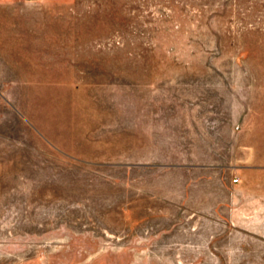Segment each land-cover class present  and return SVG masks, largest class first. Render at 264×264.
<instances>
[{"label":"rangeland","instance_id":"rangeland-1","mask_svg":"<svg viewBox=\"0 0 264 264\" xmlns=\"http://www.w3.org/2000/svg\"><path fill=\"white\" fill-rule=\"evenodd\" d=\"M257 170L264 0H0V264H264Z\"/></svg>","mask_w":264,"mask_h":264},{"label":"crops","instance_id":"crops-1","mask_svg":"<svg viewBox=\"0 0 264 264\" xmlns=\"http://www.w3.org/2000/svg\"><path fill=\"white\" fill-rule=\"evenodd\" d=\"M19 1H21V2H36V1H41V0H19ZM256 170H250V173H252V172H255ZM258 172H256L257 174H256V179L258 180V179H260V177H264V170H257ZM237 178H238V182L236 183V184H233L232 182H231V184H228L227 185V191L229 192L230 190H233V193H229L230 194V196H231V199L233 200V202L235 203V202H238L240 199L239 198H237V197H239V193H238V190L239 191H242V181L244 180V179H246V176H245V174L243 175V174H237ZM256 182V181H255ZM245 195V193H242V195ZM235 195H237V197L235 196ZM247 195V194H246ZM250 199V198H249ZM252 202H260L259 200H256V198H253L252 199Z\"/></svg>","mask_w":264,"mask_h":264},{"label":"built area","instance_id":"built-area-1","mask_svg":"<svg viewBox=\"0 0 264 264\" xmlns=\"http://www.w3.org/2000/svg\"><path fill=\"white\" fill-rule=\"evenodd\" d=\"M237 182H238L237 179L232 180V183H233V184H236Z\"/></svg>","mask_w":264,"mask_h":264}]
</instances>
